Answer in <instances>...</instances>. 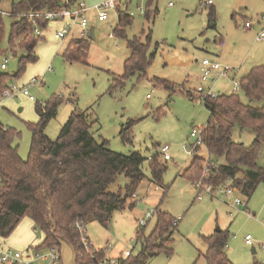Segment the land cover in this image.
<instances>
[{
  "label": "rangeland",
  "instance_id": "1",
  "mask_svg": "<svg viewBox=\"0 0 264 264\" xmlns=\"http://www.w3.org/2000/svg\"><path fill=\"white\" fill-rule=\"evenodd\" d=\"M12 1L20 0H0V12L10 13ZM81 1L86 7H92L109 0ZM137 7L146 8V0H133L128 6L127 14H132V23L125 30V39L113 35L118 11L124 12L121 7L111 12L105 22H97L90 15L89 18H94L89 24L94 39L88 40L84 60L68 62L62 57L72 38L78 39L77 29L60 42L54 40L55 29H42L34 50L36 62L28 64L17 80L4 84L12 83L20 91L27 89L33 101L22 95L9 99L0 96V123L17 132L14 144L19 157L26 160L32 138L28 125L38 122L35 105L59 97L62 103L57 116L45 129L50 140H56L72 113L87 111L94 123L92 131L97 142L107 141L112 152L121 155L137 152L146 159L143 164L146 178L129 199L135 206L114 213L107 228L95 221L85 226L92 249L102 250L115 260L123 259L126 251L137 255L140 246L135 237L139 220L159 208L176 220L180 218L168 246L172 254L161 253L148 258L146 264H206L205 238L217 229L228 230L225 251L232 264H264V183L259 184L249 199L236 195L246 205L244 208L204 192L198 199L195 185L182 176L194 157H208L203 146L193 155L189 154L195 144L190 137L191 130L204 128L209 119L197 89L202 87L204 95H229L233 83L264 61V40H257L263 25L260 18L264 16V0H157L158 14L153 23L147 22ZM210 11L215 12L213 22L208 17ZM1 19L0 64L7 59L8 65L5 71L0 69V74L13 77L22 52H10L7 40L10 26L19 18L5 15ZM246 23L252 28L245 29ZM148 34L154 58L146 74L135 73L122 79L124 62L130 54L126 41L135 36L145 41ZM204 59L217 63L221 70L228 69L227 75L221 77L213 73L207 82H202L200 65ZM34 78L38 83L28 87ZM238 94L241 102L248 104L242 93ZM251 105L259 108L262 103L252 102ZM127 128L132 138L129 144L120 138L121 131ZM254 138L250 130L233 129L235 143L250 146ZM165 145L170 148L171 160L165 163L162 186L156 188L150 182L148 161ZM159 159L163 163L160 156ZM257 165L264 167V146ZM127 185L129 180L119 176L109 191L124 194ZM154 224L155 217H152L145 226V234L152 231ZM30 230L42 241L40 232L33 227ZM246 236L251 238L252 246L244 244ZM251 249L255 250L254 255Z\"/></svg>",
  "mask_w": 264,
  "mask_h": 264
},
{
  "label": "trees",
  "instance_id": "2",
  "mask_svg": "<svg viewBox=\"0 0 264 264\" xmlns=\"http://www.w3.org/2000/svg\"><path fill=\"white\" fill-rule=\"evenodd\" d=\"M60 1H12L9 17L19 20L10 26L8 49L14 54L21 51L22 56L18 59V69L13 77L0 74V94L7 81L17 80L28 64L36 62L34 50L41 36L34 34V26L45 29L49 25L42 19L30 20L19 16L53 9L60 5ZM156 1L146 0L143 15L147 22L153 23L158 14ZM1 17L0 14V42L3 32ZM208 17L213 22L215 12L210 11ZM131 23L130 15L119 12L113 35L125 39V30ZM126 43L130 54L124 62L122 79L135 73L144 76L154 58V54L150 53V35L146 36L145 41L135 36ZM88 46V40L73 38L62 57L68 62L84 60ZM238 84V90L229 95L210 98L200 94L209 112L202 133V146L208 157H194L182 176L191 184H196L208 163V175L204 182L214 188L229 185L239 195L249 199L259 184L264 183V167L257 165L264 146V62L253 67ZM164 87L169 89L168 86ZM239 92L248 100V104L241 102ZM252 102L262 105L255 108ZM61 103V98L52 97L43 105H35L38 122L28 125L32 138L26 160L19 157L17 145L14 144L17 132L0 123V239H7L27 218L32 221L35 231L42 234L40 245L34 249L56 247L60 252L56 239L64 238L75 250L76 264H98L106 260L105 253L91 249L92 254H87L79 243L75 223L81 221L86 226L95 221L107 228L114 213L131 210L135 205L129 199L146 178L143 173L146 159L137 152L129 155L112 152L107 141L97 142L92 131L94 123L87 111L72 113L56 140H50L45 135V129L57 116ZM236 127L253 132L255 138L250 146L232 141V132ZM129 130L123 129L120 133L121 141L125 144L132 142ZM198 150L200 146L195 152ZM159 156V153L155 154L148 163L150 182L161 187L166 162L160 156L161 163ZM119 176L129 180V185L123 189L124 194L109 191ZM153 217L155 224L149 234H145V227H139L136 232L135 241L140 246V252L135 256L131 252L127 257L124 255L123 259L116 261L118 264H146L148 258L161 253L172 254L168 246L177 229V224L173 225L176 219L159 208L154 211ZM228 234V230H220L205 238L207 251L203 258L206 264H232L225 251Z\"/></svg>",
  "mask_w": 264,
  "mask_h": 264
},
{
  "label": "built area",
  "instance_id": "3",
  "mask_svg": "<svg viewBox=\"0 0 264 264\" xmlns=\"http://www.w3.org/2000/svg\"><path fill=\"white\" fill-rule=\"evenodd\" d=\"M132 0H123V1H105L99 4H96L92 7H86L84 2L81 0H61L60 5L54 7L50 10H41L33 13L28 14H22L19 17H26L30 20L33 19H42L48 24L50 23H57V22H65L64 26L57 30L54 33V39L57 41H64L69 36L73 35V32L77 29V38L78 39H89V19H88V12L93 11L95 13L96 19L98 22H104L107 21L109 18V14L113 11L118 10L120 7L123 9L124 12L127 13L128 5L130 4ZM137 11L139 14H144V9L142 7H137ZM120 11H118L119 13ZM1 16H10L9 13H3L0 12ZM132 17V14H130ZM262 30L257 35V40L261 41L264 39V17L262 18ZM246 29H251V25L249 23H246L244 25ZM42 29L38 26H34V34L37 36L41 35ZM8 65V60L4 59L0 64V69L2 71H5ZM213 73H218L219 76L224 77L228 73V69H220V66L209 60L204 59L200 65V79L202 82H207L210 78V76ZM38 82L36 79H31L28 83V87H31ZM239 88L238 82L233 83L232 87V93L236 92ZM198 94H202L204 97H216L213 94H206L204 95V89L202 87H199L196 91ZM19 95L29 97L27 89H24L23 91H20L19 89H16L15 86L12 85V83L7 84L5 89L0 94L1 97L5 99L9 98H16ZM30 101H33L31 97H29ZM204 128H196L192 129L190 132V137L195 140V144L191 146V149L189 151V154H192L195 152V149L199 146H202L203 140H202V133ZM169 146L165 145L163 147L159 148V154L164 162L170 161L171 157L169 156ZM208 169L209 164L207 163L204 167L202 177L199 182H197L195 185L196 189L199 191L198 193V199L200 198V195L202 192H204L207 195H210L212 197L214 196H220L228 201H231L233 205L235 206H243L246 207L245 204L242 203L241 200H239L236 195H239L232 187L229 185L219 186V187H212L208 185L206 182H204V179L208 175ZM154 211L151 210L147 212L144 216V219L139 220L138 226L139 227H145L148 223V221L153 217ZM176 220L173 225H176L179 221ZM75 229L79 233V243L82 245L84 250L87 254H92L91 247L92 244L88 238L85 225L81 221H77L75 223ZM244 244L246 246H252L251 238L249 236H246L244 238ZM227 247V245H226ZM126 257L130 255L129 251H126L124 254ZM61 255L59 250L56 247H51L43 250H36L34 248H28L24 251H18L14 250L12 248L7 247L4 245L3 241L0 239V264H60ZM107 260V259H106ZM103 261L99 262L98 264H118V262L115 261Z\"/></svg>",
  "mask_w": 264,
  "mask_h": 264
},
{
  "label": "crops",
  "instance_id": "4",
  "mask_svg": "<svg viewBox=\"0 0 264 264\" xmlns=\"http://www.w3.org/2000/svg\"><path fill=\"white\" fill-rule=\"evenodd\" d=\"M119 10V9H118ZM92 15L93 17L96 18L95 13L93 11L88 12V19H89V24L90 22H92V20H94V18H89V16ZM264 16H262L260 18L261 22H262V18ZM97 21V19H96ZM98 22V21H97ZM105 22V21H104ZM101 23V22H100ZM263 23V22H262ZM65 22H57V23H50L47 28L51 27L52 29H55L53 32H56L57 30H59L60 28H62L64 26ZM245 28V27H244ZM252 28V27H251ZM246 29V28H245ZM262 30V28H261ZM260 30V31H261ZM44 33V31L42 32V34ZM42 36V35H41ZM69 38V37H68ZM73 39V38H72ZM55 40V39H54ZM66 40V39H65ZM64 40V41H65ZM264 40V39H263ZM56 42H59L57 40H55ZM262 41V40H261ZM264 62V61H263ZM157 188V186H156ZM30 227H33V223L32 221H30L29 219L25 218L19 225L18 227L15 229V231L7 238L2 240L4 245H6L9 248H12L14 250H17V248L19 249L18 251H24L28 248H33L36 247L38 245H40L41 241L37 240L34 236V234L31 232ZM34 228V227H33ZM95 248V247H94ZM21 249V250H20ZM97 249V248H95ZM105 258L107 260L110 261H118L115 260L113 258L107 257V255H105ZM62 261V260H61Z\"/></svg>",
  "mask_w": 264,
  "mask_h": 264
},
{
  "label": "water",
  "instance_id": "5",
  "mask_svg": "<svg viewBox=\"0 0 264 264\" xmlns=\"http://www.w3.org/2000/svg\"><path fill=\"white\" fill-rule=\"evenodd\" d=\"M93 39L94 34L93 30L91 29L89 34V40ZM216 231H219V229H217ZM56 240L59 245L62 264H76V253L70 242L64 238H57ZM251 253L254 255L255 250L251 249Z\"/></svg>",
  "mask_w": 264,
  "mask_h": 264
},
{
  "label": "bare ground",
  "instance_id": "6",
  "mask_svg": "<svg viewBox=\"0 0 264 264\" xmlns=\"http://www.w3.org/2000/svg\"><path fill=\"white\" fill-rule=\"evenodd\" d=\"M116 1H119V0H116ZM120 1H121V0H120ZM120 1H119V2H120ZM132 1H133V0H132ZM132 1H131V2H132ZM144 1H145V0H144ZM131 2H130V3H131ZM129 5H130V4H129ZM129 5H128V6H129ZM143 9H144V12H145V8H143ZM88 40H89V39H88Z\"/></svg>",
  "mask_w": 264,
  "mask_h": 264
}]
</instances>
